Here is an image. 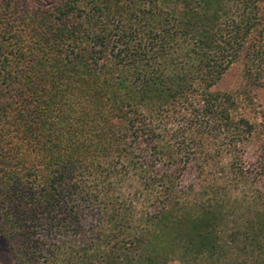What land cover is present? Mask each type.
Instances as JSON below:
<instances>
[{
  "label": "trees",
  "instance_id": "trees-1",
  "mask_svg": "<svg viewBox=\"0 0 264 264\" xmlns=\"http://www.w3.org/2000/svg\"><path fill=\"white\" fill-rule=\"evenodd\" d=\"M263 86L264 0H0L14 264H264Z\"/></svg>",
  "mask_w": 264,
  "mask_h": 264
},
{
  "label": "rangeland",
  "instance_id": "rangeland-1",
  "mask_svg": "<svg viewBox=\"0 0 264 264\" xmlns=\"http://www.w3.org/2000/svg\"><path fill=\"white\" fill-rule=\"evenodd\" d=\"M42 4H52L57 0H36ZM243 83L241 69L238 66L231 67L224 75L223 79L217 85V88L225 91H236L241 89ZM246 98L245 107L243 110L252 120H264V86L256 88L251 93V98L241 95ZM0 264H14V256L10 245L0 236Z\"/></svg>",
  "mask_w": 264,
  "mask_h": 264
}]
</instances>
